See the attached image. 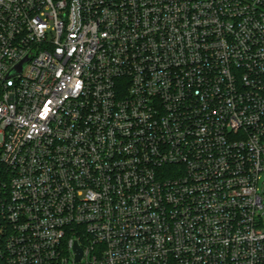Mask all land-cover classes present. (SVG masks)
<instances>
[{
  "label": "built area",
  "instance_id": "obj_1",
  "mask_svg": "<svg viewBox=\"0 0 264 264\" xmlns=\"http://www.w3.org/2000/svg\"><path fill=\"white\" fill-rule=\"evenodd\" d=\"M0 164V264H264V0H0Z\"/></svg>",
  "mask_w": 264,
  "mask_h": 264
},
{
  "label": "rangeland",
  "instance_id": "obj_2",
  "mask_svg": "<svg viewBox=\"0 0 264 264\" xmlns=\"http://www.w3.org/2000/svg\"><path fill=\"white\" fill-rule=\"evenodd\" d=\"M263 183H264V176L262 177V180H261V183H260V191H259L260 195L263 198V205H264V184ZM259 215L262 217L263 224H264V207H263V209H261L259 211Z\"/></svg>",
  "mask_w": 264,
  "mask_h": 264
},
{
  "label": "water",
  "instance_id": "obj_3",
  "mask_svg": "<svg viewBox=\"0 0 264 264\" xmlns=\"http://www.w3.org/2000/svg\"><path fill=\"white\" fill-rule=\"evenodd\" d=\"M75 252H76V262H80L83 257V251L82 249L78 246V244H75Z\"/></svg>",
  "mask_w": 264,
  "mask_h": 264
},
{
  "label": "trees",
  "instance_id": "obj_4",
  "mask_svg": "<svg viewBox=\"0 0 264 264\" xmlns=\"http://www.w3.org/2000/svg\"><path fill=\"white\" fill-rule=\"evenodd\" d=\"M6 176H5V169L3 165L0 164V189L3 182H5Z\"/></svg>",
  "mask_w": 264,
  "mask_h": 264
}]
</instances>
